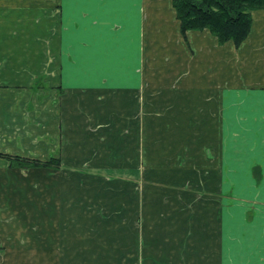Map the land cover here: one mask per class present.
Listing matches in <instances>:
<instances>
[{"label":"crops","instance_id":"0c3cea01","mask_svg":"<svg viewBox=\"0 0 264 264\" xmlns=\"http://www.w3.org/2000/svg\"><path fill=\"white\" fill-rule=\"evenodd\" d=\"M252 15L236 47L171 0H0V153L60 159L0 157V264H264Z\"/></svg>","mask_w":264,"mask_h":264},{"label":"trees","instance_id":"16d2710c","mask_svg":"<svg viewBox=\"0 0 264 264\" xmlns=\"http://www.w3.org/2000/svg\"><path fill=\"white\" fill-rule=\"evenodd\" d=\"M180 22L181 33L208 30L220 45L233 42L239 47L250 34L253 12L264 10V0H171ZM12 167H53L60 165L59 158L48 162L26 159L0 153Z\"/></svg>","mask_w":264,"mask_h":264},{"label":"rangeland","instance_id":"374dc122","mask_svg":"<svg viewBox=\"0 0 264 264\" xmlns=\"http://www.w3.org/2000/svg\"><path fill=\"white\" fill-rule=\"evenodd\" d=\"M159 124H161V123H159ZM157 126H158V124L157 123H155V127L157 128ZM160 135V134H159ZM160 138H157V137H155V145H156V149H157V147H162L163 146V138L161 137V136H159ZM157 162H159V160H157L156 161V165H158V166H161V165H163V162L162 163H158L157 164ZM78 188H75V191H76V193H77V190ZM102 189H105V194H106V188L105 187H102ZM108 191V190H107ZM108 193H110V192H108ZM113 193L111 194V197L113 198ZM33 205H34V203H32ZM111 212V211H110ZM5 219H7V218H5ZM7 222V221H6ZM17 225V224H16ZM3 251H4V249H0V255H3Z\"/></svg>","mask_w":264,"mask_h":264}]
</instances>
